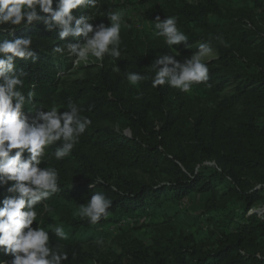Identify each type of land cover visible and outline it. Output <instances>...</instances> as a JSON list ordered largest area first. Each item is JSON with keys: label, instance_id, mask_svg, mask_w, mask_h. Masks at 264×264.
Here are the masks:
<instances>
[{"label": "trees", "instance_id": "obj_1", "mask_svg": "<svg viewBox=\"0 0 264 264\" xmlns=\"http://www.w3.org/2000/svg\"><path fill=\"white\" fill-rule=\"evenodd\" d=\"M128 1L100 0L102 7L80 11L88 12L94 25L107 26L106 11ZM132 1L145 6L138 19L145 26L122 24L121 56L112 58L113 63L106 57L95 73L68 84L61 76L72 69L71 57L53 48L74 42L71 37L60 41L56 31H45L42 24L17 26L13 33L32 35L38 55L34 64L17 61L29 73L25 92L35 85V107L55 106L62 112L72 100L92 121L62 160L51 155L60 142L46 148V164L40 167L57 169L60 191L43 202L51 212L36 206L37 224L49 231V224L63 225L67 240L50 232V243L61 244L68 253L69 260L62 264H92L87 247L108 238L111 227L105 226L119 227L124 220L148 215L193 224L199 216L183 217L178 206L192 193H206L202 213L210 225L207 230L183 232L163 244L131 235L129 241L116 242L120 253L113 252L102 264H264L256 259L257 252L264 254V211L249 215L255 204L264 203V32L256 28L252 14L264 10V0ZM157 15L161 20L175 17L178 29L188 36L187 46L197 44L192 50L211 42L216 56L207 60L209 80L192 86L211 105L194 104L187 93L167 84L152 86L154 59L176 56L174 50L185 47L168 46L153 34ZM117 65L120 72L113 71ZM128 72L145 78L133 86L125 78ZM32 109L27 105L25 110ZM126 170L163 178L145 182L126 175ZM98 177L103 183H96ZM91 183L95 187H89ZM6 188L0 186V201L11 195ZM94 192L104 193L112 205L92 224L76 213ZM9 258L0 253V259Z\"/></svg>", "mask_w": 264, "mask_h": 264}, {"label": "clouds", "instance_id": "obj_2", "mask_svg": "<svg viewBox=\"0 0 264 264\" xmlns=\"http://www.w3.org/2000/svg\"><path fill=\"white\" fill-rule=\"evenodd\" d=\"M99 7H102L100 0H0V186H7L6 191L11 194L0 201V253L10 257L0 259V264H62L69 260L61 244L50 243V232L59 240L68 239L63 225L49 224V231L37 224L36 206L40 204L46 212H51L43 202L60 191L57 169L40 165L46 164V148L56 142L60 144L51 153L56 160L70 155L92 124L89 117L81 115L82 109L72 100L62 112L55 106L48 110L35 107V85L25 92V79L29 73L19 68L17 61L34 64L38 55L32 46V35L14 36L13 33L19 29L17 26L42 24L45 31H56L60 41L68 37L74 41L57 44L54 53L63 55L67 52L75 57L73 63L77 66L87 65L90 58H95L102 67L106 54L113 59L121 56L120 32L124 13L107 10L104 17L110 23L106 26L103 22L94 25L88 12L80 11ZM73 10L82 14L76 15ZM154 28L155 35L163 37L168 46L184 43L187 47L188 36L178 29L175 17L161 20L157 15ZM216 39L228 46L222 36ZM215 56L210 41L201 43L197 51L182 62L174 55L160 54L152 64L155 73L152 86L167 84L190 93L193 84L209 80L207 58ZM113 71L120 72V67L115 66ZM125 78L136 86L145 77L128 72ZM27 105H33V109L26 111ZM96 183L103 181L98 177ZM89 187H95V184L91 183ZM112 190L116 191L115 186ZM111 205L112 200L104 193L94 192L87 204L79 206L76 214L95 224L107 215ZM256 259L264 260V254L257 252Z\"/></svg>", "mask_w": 264, "mask_h": 264}, {"label": "rangeland", "instance_id": "obj_3", "mask_svg": "<svg viewBox=\"0 0 264 264\" xmlns=\"http://www.w3.org/2000/svg\"><path fill=\"white\" fill-rule=\"evenodd\" d=\"M237 5L238 4L236 2L233 3V7H237ZM144 9L145 6L140 4L138 5L135 1L129 0L128 3L125 2L123 6H120V8L116 11H122L124 13L122 24L125 25L129 23H135V26H138V24H140L139 27L141 28L145 25L139 23L138 19L141 18V13L142 11H144ZM252 14L254 25L257 29H260V31L264 32V10L259 9L253 12ZM146 27H149V25L147 24ZM235 27L239 28L238 25H236ZM243 27L247 29L249 25L243 24ZM153 34H155V30ZM196 45L197 44L193 46L181 47L177 50H174L176 59L182 62L185 58H190V56L197 51L192 50V48ZM213 51L215 52L214 49ZM67 55L70 54L67 53ZM106 57H108V63H113V59L110 56L106 54L104 59ZM211 58L213 57L207 58V60ZM74 59L75 57H73V59H70L72 61V69L61 76L62 81H65L67 84L69 83V81H72L74 79H81L87 77L89 74L95 73L100 67V62L96 61L95 58H90L89 63L87 65L80 64L79 66L74 65ZM227 92L228 90L225 89L222 94H225ZM187 95L190 100L193 101L194 104H212L199 91L191 90V92L187 93ZM127 132L129 133L130 131L128 129H125L124 133ZM125 174L130 177L138 178L145 182L150 181L152 177L157 180L163 178L161 176H158L157 174L149 175L147 173H142L139 170H126ZM113 176L115 177V173L113 174ZM208 197L209 195L206 193H192L180 202L178 207L181 210L180 214L183 217H185L186 215L199 216V219H197L193 224L186 223L182 220L177 219H173L171 221L166 222V219L164 217L148 215L142 219L130 218V220H124L122 223H120L121 225H117L119 227H116L115 225L111 224L105 226L104 229H106V227H111V229H109L108 238L103 241L102 244H98L97 241H95L92 244L93 246L88 245L87 247L89 253L88 257L90 261L92 262V264H102V261L109 260L114 256L113 252L120 253L121 246L116 242L129 241L131 235L140 236L149 244H153L154 240H157L158 242L163 244L170 239H179L180 233L183 232L194 233L197 229L200 230L202 228L204 230H207L210 225L205 220V215L202 213V210L204 209L205 202ZM259 210L264 211L263 202L255 204L251 209V212Z\"/></svg>", "mask_w": 264, "mask_h": 264}, {"label": "built area", "instance_id": "obj_4", "mask_svg": "<svg viewBox=\"0 0 264 264\" xmlns=\"http://www.w3.org/2000/svg\"><path fill=\"white\" fill-rule=\"evenodd\" d=\"M68 56H70V57H71V59H73V56H71V55H68ZM126 134H129V133L127 132Z\"/></svg>", "mask_w": 264, "mask_h": 264}]
</instances>
